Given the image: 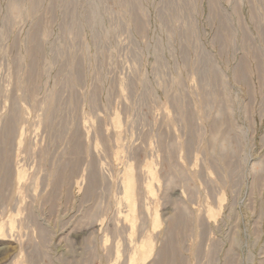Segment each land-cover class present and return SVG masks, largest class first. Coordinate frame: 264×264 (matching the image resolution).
Masks as SVG:
<instances>
[{"label": "rangeland", "instance_id": "obj_1", "mask_svg": "<svg viewBox=\"0 0 264 264\" xmlns=\"http://www.w3.org/2000/svg\"><path fill=\"white\" fill-rule=\"evenodd\" d=\"M132 262L264 264V0H0V264Z\"/></svg>", "mask_w": 264, "mask_h": 264}, {"label": "bare ground", "instance_id": "obj_2", "mask_svg": "<svg viewBox=\"0 0 264 264\" xmlns=\"http://www.w3.org/2000/svg\"><path fill=\"white\" fill-rule=\"evenodd\" d=\"M129 190V189H128ZM128 192V191H127ZM126 199H127V202H128V204H129V213H132V211H133V207H134V205H133V202H132V198H131V196L127 193V197H126ZM130 216V215H129ZM2 244V243H1ZM5 244V243H4ZM149 245H150V243H149ZM141 250H144V248L142 247L141 248ZM144 254V253H143ZM133 260H134V258H133ZM131 264H134V262H132Z\"/></svg>", "mask_w": 264, "mask_h": 264}]
</instances>
